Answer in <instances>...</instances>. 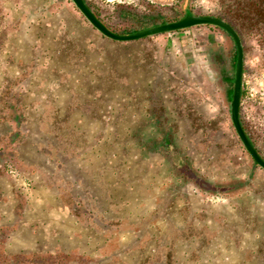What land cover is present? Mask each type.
I'll use <instances>...</instances> for the list:
<instances>
[{
	"label": "rangeland",
	"instance_id": "1",
	"mask_svg": "<svg viewBox=\"0 0 264 264\" xmlns=\"http://www.w3.org/2000/svg\"><path fill=\"white\" fill-rule=\"evenodd\" d=\"M85 1L121 35L188 16L183 0ZM191 5L240 36L239 117L264 158V0ZM235 64L218 28L119 43L70 0H0V264H264Z\"/></svg>",
	"mask_w": 264,
	"mask_h": 264
},
{
	"label": "water",
	"instance_id": "2",
	"mask_svg": "<svg viewBox=\"0 0 264 264\" xmlns=\"http://www.w3.org/2000/svg\"><path fill=\"white\" fill-rule=\"evenodd\" d=\"M70 1L93 29H95L99 34H101L106 39L119 43L138 41L148 37L160 35L163 33H172V32L191 29L194 27L208 26V25L218 27L224 32H226L227 35H229V37L232 39L236 49L234 87L231 94V102H230L231 122L239 141L241 142L245 151L248 153L249 157L252 159L253 163L260 169L264 170V160L251 144V141L248 139L247 135L245 134L240 122L239 108H240L244 54H243L241 41L235 30L230 25H228L223 20L213 16L188 15L178 21L165 23L160 26H155L153 28L146 29L129 35H121L110 31L106 26H104L94 15V13L87 7V5L83 0H70Z\"/></svg>",
	"mask_w": 264,
	"mask_h": 264
},
{
	"label": "trees",
	"instance_id": "3",
	"mask_svg": "<svg viewBox=\"0 0 264 264\" xmlns=\"http://www.w3.org/2000/svg\"><path fill=\"white\" fill-rule=\"evenodd\" d=\"M84 2H85V4H86V1L85 0H83ZM87 5V4H86ZM87 7L89 8V6L87 5ZM181 12H182V16L184 17L185 15H198V16H211V15H203V14H194L193 13V6L191 5L190 6V0H183V2H182V5H181ZM90 9V8H89ZM91 10V9H90ZM121 15H123V16H129L130 18H133L134 20H137L138 19V16L137 15H135V14H132L131 12H128V11H122L121 13H120ZM95 15V14H94ZM96 17H97V15H95ZM213 17H215V16H213ZM98 18V17H97ZM216 18H218V17H216ZM219 19H221V18H219ZM98 20H99V18H98ZM221 20H223V19H221ZM100 21V20H99ZM224 21V20H223ZM101 22V21H100ZM224 22H226V21H224ZM102 23V22H101ZM163 24H164V22H162ZM166 23V22H165ZM228 25H230L228 22H226ZM103 24V23H102ZM104 26H106L105 24H103ZM146 24H142V28L141 29H139V30H137V31H132L130 34H133V33H136V32H138V31H143L144 29H146L148 26H145ZM151 25H153V24H151ZM208 26H210V27H213V28H218V27H215V26H211V25H208ZM231 26V25H230ZM110 31H112V32H114L113 30H111L108 26H106ZM145 27V28H144ZM234 30H235V32L237 33V35H238V37H239V39H240V36H239V34H238V32L236 31V29L233 27V26H231ZM218 29H220V28H218ZM182 31H184V30H182ZM114 33H116V32H114ZM125 33H127V32H124L123 34H125ZM118 34V33H117ZM128 35H129V33H127ZM241 41V40H240ZM241 122V121H240ZM241 125H242V123H241ZM242 128H243V125H242ZM243 130H244V128H243ZM244 132H245V134L247 135V133H246V131L244 130ZM247 137H248V135H247ZM248 139L250 140V138L248 137ZM251 141V140H250ZM251 144L253 145V147L255 148V146H254V144H253V142L251 141ZM255 150L257 151V149L255 148ZM258 152V151H257ZM259 153V152H258ZM259 155H260V153H259ZM261 156V155H260ZM262 157V156H261ZM263 160H264V158H262ZM0 257H2V255H0ZM8 259H9V257H7ZM5 259L4 258V260H6V263H7V261H8V259ZM10 258L12 259V262H13V264H19V263H16V261H15V257L14 256H10ZM18 262V261H17ZM25 263V262H24ZM31 264V263H30ZM32 264H36V263H34V262H32Z\"/></svg>",
	"mask_w": 264,
	"mask_h": 264
}]
</instances>
